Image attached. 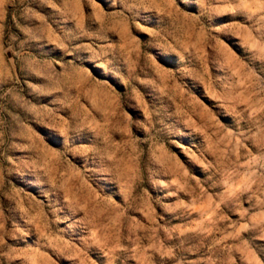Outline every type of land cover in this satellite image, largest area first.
Wrapping results in <instances>:
<instances>
[{"label": "rangeland", "instance_id": "obj_1", "mask_svg": "<svg viewBox=\"0 0 264 264\" xmlns=\"http://www.w3.org/2000/svg\"><path fill=\"white\" fill-rule=\"evenodd\" d=\"M0 264H264V0H0Z\"/></svg>", "mask_w": 264, "mask_h": 264}]
</instances>
